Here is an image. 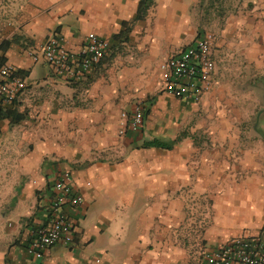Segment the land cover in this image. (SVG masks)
<instances>
[{
	"label": "crops",
	"instance_id": "1",
	"mask_svg": "<svg viewBox=\"0 0 264 264\" xmlns=\"http://www.w3.org/2000/svg\"><path fill=\"white\" fill-rule=\"evenodd\" d=\"M200 1L152 0L135 19L139 0H0V56L26 82L1 106L22 117L0 118V264H204L205 250L264 226V0H228L215 44L261 83L252 123L238 124L249 132L223 120L208 141L189 134L182 120L196 103L164 92L160 69L178 37L194 33ZM54 31L72 52L89 32L108 41L87 81L68 83L41 59ZM236 36L245 46L232 51ZM218 54L212 90L224 84ZM137 102L142 126L119 134ZM153 138L174 144L134 147ZM64 171L83 198L67 209L73 242L35 259L25 246Z\"/></svg>",
	"mask_w": 264,
	"mask_h": 264
},
{
	"label": "built area",
	"instance_id": "2",
	"mask_svg": "<svg viewBox=\"0 0 264 264\" xmlns=\"http://www.w3.org/2000/svg\"><path fill=\"white\" fill-rule=\"evenodd\" d=\"M214 43V35L202 31L173 51L160 65L164 92L176 99L198 103L211 91L216 68ZM108 49L106 39L89 32L83 47L72 52L63 45L61 34L54 31L46 37L40 55L55 75L68 83H83L91 77ZM25 87V79L14 67L0 66V108L4 103L16 100ZM143 120L142 106L136 105L130 114L121 113L119 132L123 134L128 128L138 130ZM82 201V195L72 184L71 173L59 174L54 181L49 215L28 239L26 252L41 259L48 248L58 242L71 244L74 224L67 209L79 206ZM203 256L204 264H264V226L255 234L235 236L216 249L205 250Z\"/></svg>",
	"mask_w": 264,
	"mask_h": 264
},
{
	"label": "rangeland",
	"instance_id": "3",
	"mask_svg": "<svg viewBox=\"0 0 264 264\" xmlns=\"http://www.w3.org/2000/svg\"><path fill=\"white\" fill-rule=\"evenodd\" d=\"M227 6L228 0H201L197 3L198 17L196 20L191 21L195 34L178 37L177 45L175 46V49H177L183 43L195 37L198 33L208 31L214 35L215 43L213 49L215 52L219 53V57L221 55L218 65L222 66V68H220V71L222 69V77L225 75L223 80L224 84L216 85L215 87L218 86L219 93H223L222 96H219L218 99L211 98L212 96H210V93L215 89L214 87V89H211V91L202 97L198 103L191 107L189 106L190 111L182 120V122L186 124L189 134L203 141L210 140L211 124H220L223 120H225V123H233L236 133L237 130H239L241 135L245 130L248 134L249 131L240 128L241 126H238V124L252 123L253 115L251 111L258 103V88L261 86V83L257 74L251 72L250 75H246L241 71V68L236 66L237 62L234 57L232 58L235 61H233L232 58L224 56V54L221 53L222 46L218 47L215 45L219 39V28L226 23V19L224 18L226 16L225 10ZM232 42L233 43H229V46L232 47V51L238 46H245L243 36H236ZM248 43L250 42L248 41L247 44ZM118 52L121 53L125 51L121 49ZM234 55H236V52ZM224 57L227 60L223 59ZM244 74L247 78L242 77ZM136 105H141V103L137 102L134 106ZM129 111L130 110H124L127 114H130ZM197 125L200 127H196ZM119 134L121 133L119 132ZM190 210H192L191 207L189 208V211ZM195 212L196 211H192L190 213L194 215Z\"/></svg>",
	"mask_w": 264,
	"mask_h": 264
},
{
	"label": "trees",
	"instance_id": "4",
	"mask_svg": "<svg viewBox=\"0 0 264 264\" xmlns=\"http://www.w3.org/2000/svg\"><path fill=\"white\" fill-rule=\"evenodd\" d=\"M151 5H152V0H139L137 10H136L135 19H142L145 16L147 10L150 8ZM124 26L126 29L120 31L119 33H117L115 35V38L119 39L120 42L125 41L127 39V33L129 31V28H128L126 22H124ZM4 61H5V58L3 56H0V66L4 64ZM263 99H264V96H263ZM8 115L11 116V118L14 122L19 121L22 117L19 113H16L12 110H7V111L3 112V111H1V108H0V118L4 117V116H8ZM179 138L180 137L176 138V140H178ZM173 144H174V141L168 142V141H164L162 139L153 138L150 140H144V141H142V143L140 145H136L134 147L135 148L155 147V148H161V149H170V148H172Z\"/></svg>",
	"mask_w": 264,
	"mask_h": 264
}]
</instances>
